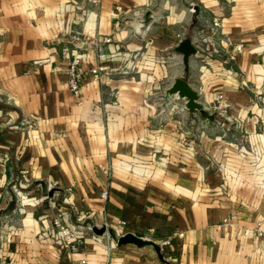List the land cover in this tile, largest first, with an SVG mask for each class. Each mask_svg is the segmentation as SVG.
<instances>
[{"label":"crops","instance_id":"crops-1","mask_svg":"<svg viewBox=\"0 0 264 264\" xmlns=\"http://www.w3.org/2000/svg\"><path fill=\"white\" fill-rule=\"evenodd\" d=\"M93 34L111 41L99 50ZM184 39L196 49L187 66L175 50ZM73 49L79 97L67 86ZM101 51L119 70L93 81ZM178 77L199 109L167 93ZM17 190L54 195L85 238L79 250L49 233L46 203L24 198L19 213ZM127 232L163 260L149 245L118 246ZM83 257L264 264V0H0V264Z\"/></svg>","mask_w":264,"mask_h":264},{"label":"built area","instance_id":"built-area-1","mask_svg":"<svg viewBox=\"0 0 264 264\" xmlns=\"http://www.w3.org/2000/svg\"><path fill=\"white\" fill-rule=\"evenodd\" d=\"M94 2L96 0H93ZM213 27L219 26V20L218 18H213L212 21ZM210 31L214 33V29L210 28ZM76 39H79V36H75ZM92 42L95 44V46L98 47L99 50H101V44L103 42H110L111 39L109 37H101L97 36L95 34L91 37ZM210 43V42H209ZM235 52H238L241 50V45H235L234 46ZM206 54L208 57H212L213 55V49L211 45L208 44L206 47ZM127 57L126 53H122L121 58L125 59ZM106 55L101 51L98 54V62L91 65L87 71L90 75L91 80L93 81H101L102 77L104 75L110 74L112 72L118 71V66H112L109 64L107 60H105ZM230 59H233V54L229 56ZM161 59H163L161 57ZM44 60H37L36 63H41ZM163 61V60H162ZM84 67H83V55L81 53H76V49L72 50V57L68 63L67 67V73H68V81L67 86L69 91L76 97H79L80 90H81V80L84 73ZM228 104L225 101V99L222 97V95H217L215 99V103L213 104L212 108L219 112L220 114H224L225 110L227 108ZM23 121L26 123V126L30 127L35 124V119L32 116L25 117ZM104 172L108 173L107 168H104ZM17 196L19 198V207L17 208V211L22 213L24 211V198H30V194L26 192H21L17 190ZM102 197L106 196V191H103L101 193ZM30 199L33 200L34 204L36 206L42 207L43 204L46 203L47 208H50V210L53 211L52 218H51V227L53 228L51 230V235L54 237H57V240L60 244V246L68 251V252H76L79 250L80 246L84 243V236L82 232L78 231L74 225L69 224L66 219H68V213L64 209V206L62 204H59L57 202V198L53 195H42L39 198L37 197H31ZM86 214L81 213L78 214L76 217V220L78 223H82L85 221ZM72 264H88V261L86 258H80L77 261L73 262ZM112 264V263H108Z\"/></svg>","mask_w":264,"mask_h":264},{"label":"water","instance_id":"water-1","mask_svg":"<svg viewBox=\"0 0 264 264\" xmlns=\"http://www.w3.org/2000/svg\"><path fill=\"white\" fill-rule=\"evenodd\" d=\"M175 50L182 55V61L185 66L188 65L189 57L192 54H194L196 51L194 45L191 43L190 40L187 39H184L179 44H177ZM166 91L169 94H177L178 96L184 98L186 107L188 109L190 110L199 109L200 106L197 101L198 94L196 90H194V88H192V86L183 78L180 77L175 78ZM105 230H106L105 227L93 228V231L98 235H102L103 233H105ZM126 243L134 244L135 246L138 247H143L147 245L152 246L155 249L159 259L163 260L159 245L150 239L136 236L130 232H127L119 236L117 240L118 246Z\"/></svg>","mask_w":264,"mask_h":264},{"label":"rangeland","instance_id":"rangeland-1","mask_svg":"<svg viewBox=\"0 0 264 264\" xmlns=\"http://www.w3.org/2000/svg\"><path fill=\"white\" fill-rule=\"evenodd\" d=\"M18 207H19V206H18ZM18 207H17V208H18Z\"/></svg>","mask_w":264,"mask_h":264}]
</instances>
